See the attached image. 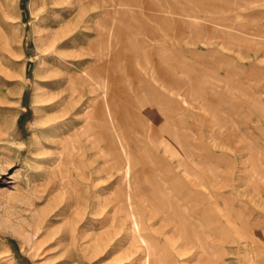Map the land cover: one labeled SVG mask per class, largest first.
Returning <instances> with one entry per match:
<instances>
[{"label": "rangeland", "instance_id": "obj_1", "mask_svg": "<svg viewBox=\"0 0 264 264\" xmlns=\"http://www.w3.org/2000/svg\"><path fill=\"white\" fill-rule=\"evenodd\" d=\"M0 264H264V0H0Z\"/></svg>", "mask_w": 264, "mask_h": 264}]
</instances>
